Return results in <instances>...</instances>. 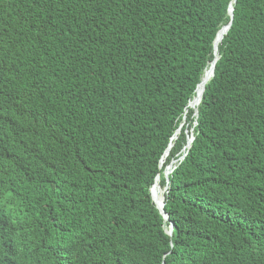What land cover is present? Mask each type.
Listing matches in <instances>:
<instances>
[{
	"label": "trees",
	"instance_id": "1",
	"mask_svg": "<svg viewBox=\"0 0 264 264\" xmlns=\"http://www.w3.org/2000/svg\"><path fill=\"white\" fill-rule=\"evenodd\" d=\"M0 264H264V0H0Z\"/></svg>",
	"mask_w": 264,
	"mask_h": 264
},
{
	"label": "bare ground",
	"instance_id": "2",
	"mask_svg": "<svg viewBox=\"0 0 264 264\" xmlns=\"http://www.w3.org/2000/svg\"><path fill=\"white\" fill-rule=\"evenodd\" d=\"M230 11L232 12V6L230 8ZM230 12V13H231ZM228 31V27H223L220 32L219 35H217L216 41H215V60L209 65V67L206 69L201 83L199 85V87L196 90V94L194 99L190 102V106L196 108L199 105V102L201 101V97L203 94V90L206 87L205 85L211 81V78L214 77L213 73H214V65L216 60L218 59V46L220 45L224 35L227 33ZM217 64V63H216ZM166 158V156H165ZM164 162H162L163 164ZM165 173V172H164ZM163 181V180H162ZM160 193V184H159V179L157 181V183L155 184L154 188H153V195H154V202L156 203V205L158 206V208L162 209L163 207V197L159 196Z\"/></svg>",
	"mask_w": 264,
	"mask_h": 264
},
{
	"label": "water",
	"instance_id": "3",
	"mask_svg": "<svg viewBox=\"0 0 264 264\" xmlns=\"http://www.w3.org/2000/svg\"><path fill=\"white\" fill-rule=\"evenodd\" d=\"M231 11L229 10V13H230ZM230 16H231V21H230V23H229V25L227 26L228 27V30L230 29V26H231V24H232V20H233V8H232V12L230 13ZM218 35V34H217ZM217 38V37H216ZM215 41H216V39H215ZM214 48H215V42H214ZM215 60V59H214ZM216 62H217V60H216ZM216 62H215V65H216ZM215 65H214V70H215ZM213 75H214V73H213ZM200 85V84H199ZM198 85V86H199ZM198 86H197V88H198ZM197 88H196V90H197ZM205 89V88H204ZM196 92V91H195ZM203 92H204V90H203ZM203 95V94H202ZM199 104H200V102H199ZM192 108H194V107H192ZM194 110H195V114L196 115H198V107L197 108H194ZM181 129V128H180ZM180 129L178 130V132H177V134H179V132H180ZM177 138V137H176ZM193 140H194V137L192 136V137H190L189 139H188V144H187V148H190L191 147V144H192V142H193ZM171 147H172V145H170L169 146V148H168V151L166 152V155L168 154V152H169V150L171 149ZM162 159H161V161H160V167L163 165L162 164ZM171 168H172V166L170 165L168 168H167V172H165V174H164V176H165V178L166 179H168V175H170L171 174ZM158 179H159V176H157V178H156V180H155V184L157 183V181H158ZM155 184H154V186H155ZM154 186L152 187V190H151V193H152V191H153V188H154ZM167 186L165 187V190H167ZM164 200H165V194H164V198H163V207H162V209H160V208H158L157 206V209L160 211V213H161V215L163 216V218L167 221V220H169V216L166 214V212L164 211V206H165V202H164ZM172 231H173V225H171V227H170V230L168 231V234L169 235H172Z\"/></svg>",
	"mask_w": 264,
	"mask_h": 264
},
{
	"label": "clouds",
	"instance_id": "4",
	"mask_svg": "<svg viewBox=\"0 0 264 264\" xmlns=\"http://www.w3.org/2000/svg\"><path fill=\"white\" fill-rule=\"evenodd\" d=\"M198 106H199V105H198ZM198 106H197V107H198ZM189 107L192 108V107L190 106V104H189ZM197 107H196V108H197ZM192 109H194V108H192ZM195 116L197 117L196 114H195ZM167 155H168V154H167ZM167 155L165 154V156H167ZM162 161H163V159H162ZM170 165H171V164H170ZM170 165H169V166H170ZM169 166H168V167H169ZM161 167H162V166H161ZM161 167H160V168H161ZM168 167H167V168H168ZM165 172H167V169H166ZM164 174H165V173H164ZM164 177H165V176H164ZM165 179H166V178H165ZM168 180H169V175H168ZM167 182H169V181H167V179H166V184L168 185ZM159 184H160V176H159ZM167 185H166V186H167ZM153 186H154V185H153ZM160 186H161V185H160ZM166 186H165V187H166ZM167 187H168V186H167ZM164 189H165V188H164ZM151 190H152V189H151ZM167 190H168V188H167ZM167 190H165V192H166ZM164 194H165V193H164ZM151 197H152V201H153V203H154L153 191H152V193H151ZM163 197H164V196H163ZM154 204H155V203H154ZM155 206H156V205H155ZM157 207H158V206H157ZM157 207H156V208H157ZM159 212H160V211H159ZM167 233H168V232H167Z\"/></svg>",
	"mask_w": 264,
	"mask_h": 264
},
{
	"label": "built area",
	"instance_id": "5",
	"mask_svg": "<svg viewBox=\"0 0 264 264\" xmlns=\"http://www.w3.org/2000/svg\"><path fill=\"white\" fill-rule=\"evenodd\" d=\"M185 156H186V152L183 154V156L180 158V160H182ZM175 164H176V162H173V163L171 164V166H172V168H171V173H172L173 169L175 168ZM167 181H169V180L167 179ZM167 183H169V182H167Z\"/></svg>",
	"mask_w": 264,
	"mask_h": 264
},
{
	"label": "rangeland",
	"instance_id": "6",
	"mask_svg": "<svg viewBox=\"0 0 264 264\" xmlns=\"http://www.w3.org/2000/svg\"><path fill=\"white\" fill-rule=\"evenodd\" d=\"M214 50H215V48H214ZM218 58H219V56H218ZM218 60V59H217ZM164 193H165V189L164 188H162L161 186H160V193H159V196H161V197H163L164 196ZM154 196V195H153ZM164 198V197H163ZM155 203V202H154ZM155 205H156V203H155ZM157 206V205H156Z\"/></svg>",
	"mask_w": 264,
	"mask_h": 264
}]
</instances>
